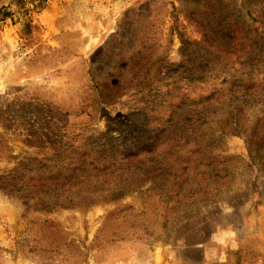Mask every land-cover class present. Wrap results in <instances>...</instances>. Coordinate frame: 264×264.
Wrapping results in <instances>:
<instances>
[{
	"label": "rangeland",
	"instance_id": "obj_1",
	"mask_svg": "<svg viewBox=\"0 0 264 264\" xmlns=\"http://www.w3.org/2000/svg\"><path fill=\"white\" fill-rule=\"evenodd\" d=\"M252 50L264 0H0V175L61 160L93 200L0 188V264H264Z\"/></svg>",
	"mask_w": 264,
	"mask_h": 264
},
{
	"label": "trees",
	"instance_id": "obj_2",
	"mask_svg": "<svg viewBox=\"0 0 264 264\" xmlns=\"http://www.w3.org/2000/svg\"><path fill=\"white\" fill-rule=\"evenodd\" d=\"M234 37L236 41L238 35L234 33ZM261 41L263 40L261 39ZM248 43V40H244L240 44L241 51L239 53H242L244 48L248 47ZM249 49H251V47H249ZM252 54L253 50L247 56L242 58L243 62L240 63V69L235 70L238 75H243L241 73L245 71L243 76L250 77L248 83H252L255 80L254 78H252L251 73L248 75L246 74L248 71L247 69L255 68L256 70H264V50H261L260 55L258 56H252ZM237 63H239L238 59ZM241 66L244 67L242 71ZM260 75L261 77H263L264 82V73ZM202 79H200V77L198 76H193V78H190L188 82H197L201 81ZM229 79L230 78H228V80ZM242 81L239 79L234 80L232 78L229 85H231L232 83L234 85L239 84ZM234 97L236 96H233L232 98ZM173 114L174 111H172L171 120L173 119ZM195 115L197 117H200L204 114L195 113ZM194 119L196 118L193 117L192 120ZM169 122L170 119L167 121V123ZM203 122L204 121H201L197 125H202ZM31 161L32 164L30 165V167L28 164L21 165L20 167L10 170L6 175H0L1 190L5 191L7 194L21 195L25 199V201L31 198H40L43 200V210H47L48 212H52L58 208L65 207H84L91 203V201H93L92 199L83 197L90 195V193L86 191L88 188L86 183L81 180L77 181L76 179H71L75 174V171L71 169V165H67L65 163L63 164L61 160L54 161L55 163H53V160L50 161L48 158H44V160L40 161V163L36 159H33ZM82 162L83 161H81L80 163ZM85 163L86 161L83 162V165ZM65 165H67L68 168H66ZM78 169L79 168H77L76 170ZM82 170H84V167L81 168V171Z\"/></svg>",
	"mask_w": 264,
	"mask_h": 264
}]
</instances>
